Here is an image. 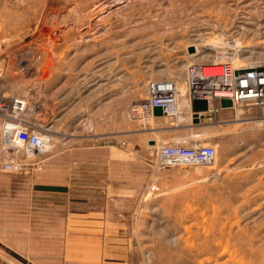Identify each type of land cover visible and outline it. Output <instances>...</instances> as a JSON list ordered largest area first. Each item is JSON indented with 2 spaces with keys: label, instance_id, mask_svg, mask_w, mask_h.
<instances>
[{
  "label": "rangeland",
  "instance_id": "374dc122",
  "mask_svg": "<svg viewBox=\"0 0 264 264\" xmlns=\"http://www.w3.org/2000/svg\"><path fill=\"white\" fill-rule=\"evenodd\" d=\"M210 41L227 53L237 49L236 54L247 58L242 66L264 64V54L256 53L264 50V0H0L1 93L33 108L29 122L53 140L48 151L30 157L24 180L20 171L0 172V190L34 191L52 176L68 186L63 165L44 172L39 159L51 156L65 164L69 148L85 144L90 148L76 154L96 165L81 168L84 177L89 174L90 191L84 182L77 194L102 201L99 196L111 181L105 162L116 154L104 142L123 149L124 189L146 193L148 197L131 201L141 204L138 210L150 219L167 214L166 208L179 201L166 195L151 198V192L220 191L233 192V199L190 195L183 200L185 212H214L212 203L218 201L238 221L264 220V107L223 108L198 123L192 122L187 104L174 117L129 115V102L144 97L152 81H175L180 102L188 101L186 68L216 62L206 49ZM195 45L199 51L191 55ZM20 61L25 71L19 70ZM163 144H210L217 154L208 166H161L156 152ZM11 174L13 178L5 177ZM78 201L72 206L79 210ZM198 202L206 209L201 205L197 210ZM254 234L264 238V223ZM187 237L197 238L198 232Z\"/></svg>",
  "mask_w": 264,
  "mask_h": 264
},
{
  "label": "crops",
  "instance_id": "0c3cea01",
  "mask_svg": "<svg viewBox=\"0 0 264 264\" xmlns=\"http://www.w3.org/2000/svg\"><path fill=\"white\" fill-rule=\"evenodd\" d=\"M102 144L108 152L116 153L105 162L111 181L105 195L99 196L102 201L94 202L77 194L78 186L84 182L90 191L89 174L84 177L81 168L84 164L96 165V161H86L76 154L90 148L85 144L72 145L69 162L65 164L57 163L56 157L51 156L39 159L38 168L44 172L61 165L68 170V186L54 176L41 183L66 186V192L0 190V264H264V238L254 237L255 228L264 220L255 222L247 217L238 221L231 217L232 209L221 207L222 202L218 201L212 203L210 210L214 212H185L187 202L183 200L193 198L190 195L233 199V192H151V198L166 195L179 201L166 208L167 214L150 219L140 212L141 204L131 201L148 197L146 193L124 189V177L120 178L125 165L123 149ZM18 173L21 180L27 177L23 170ZM3 181L0 173V183ZM92 182L96 180L93 178ZM65 195L70 197V206L64 203ZM78 200L82 202L79 210L72 206ZM201 205L205 210L204 202H198L196 209H203ZM190 231H197L198 237H187Z\"/></svg>",
  "mask_w": 264,
  "mask_h": 264
},
{
  "label": "built area",
  "instance_id": "2783aa9c",
  "mask_svg": "<svg viewBox=\"0 0 264 264\" xmlns=\"http://www.w3.org/2000/svg\"><path fill=\"white\" fill-rule=\"evenodd\" d=\"M19 70L25 71L24 61L19 62ZM185 93L189 99H202L207 103L205 115L215 116L223 109L220 99H230L231 107H264V66H246L239 69L230 62L206 64L191 63L186 68ZM172 80L152 81L147 86L146 95L129 102L132 118H154L153 109L160 107L163 115L177 116V93ZM190 100V102H191ZM212 102V104H210ZM30 112L24 102L5 96L0 92V151L11 156L0 165V169L11 171L27 165L26 151L33 156L41 153L42 137L46 130L29 122ZM22 137L17 142L11 135ZM16 152H14V151ZM22 151L20 155L17 152ZM216 148L210 144H163L156 152L161 166L201 165L208 166L216 157Z\"/></svg>",
  "mask_w": 264,
  "mask_h": 264
},
{
  "label": "bare ground",
  "instance_id": "6f19581e",
  "mask_svg": "<svg viewBox=\"0 0 264 264\" xmlns=\"http://www.w3.org/2000/svg\"><path fill=\"white\" fill-rule=\"evenodd\" d=\"M237 43L238 42H236V47H237ZM205 45V44H204ZM206 46V45H205ZM206 49H208V51H210L211 52V54H212V58L211 59H213V61H216V63H223V62H230L233 66H235V67H237L238 69L240 68V67H246V66H242V65H244L243 64V62L247 59V58H243V57H240L238 54H236V53H238V50L237 49H235V48H232L233 49V52H230V53H227V52H225L224 50H222L223 48H222V45L221 44H218V43H216V42H211L210 41V46L208 47V48H206ZM193 51V50H192ZM199 51V49H198V47L195 45L194 46V53L193 54H191V55H195V54H197V52ZM259 52H261L262 54H264V50H259L258 52H256V53H259ZM226 54H228V55H226ZM238 55V56H237ZM246 62V61H245ZM251 63L249 64V62H247V64H249V65H247V66H264V64H259L258 62H253V61H250ZM200 64H206V63H200ZM1 75H0V80H1ZM173 81V80H172ZM173 83V85H174V87H175V89H176V93H177V100H176V107H177V111L180 113V109H181V107L182 106H186V104H187V108L188 109H190L191 110V107H190V100L191 99H189L188 98V101H187V99H184V100H182V102H180V100H179V97H181V92H180V90L178 89L179 88V85L175 82V81H173L172 82ZM0 92H2L1 91V81H0ZM2 94V93H1ZM228 100H230V99H228ZM231 101V100H230ZM210 104H212V102L210 103ZM26 106V105H25ZM38 106V105H37ZM39 107V106H38ZM208 108V107H207ZM230 108V107H229ZM33 109V108H32ZM31 108H30V106H27V110L30 112L31 110H32ZM191 113V117H192V121H193V113H192V111H190ZM32 113V112H31ZM202 114H204V113H202V112H200L199 113V121L201 120V118H203L204 116H205V114L203 115V117H201L202 116ZM162 116H166V115H162ZM155 117H158V116H155ZM180 117V116H179ZM148 119H150V118H147V120ZM153 119V118H152ZM198 121V122H199ZM197 122V123H198ZM194 123V122H193ZM40 134H41V137H42V139H41V141H42V146L40 147L41 148V153H44V152H46V151H48L50 148H51V146L53 145V140H51V138H50V135H49V138H48V134H47V131L45 132V133H43V132H40ZM20 136H18V135H11L12 136V138H13V140H16L17 142L19 141V139H21V137H22V132H20V134H19ZM52 141V142H51ZM14 151V150H13ZM15 152V151H14ZM33 151H31V149L29 148V151H26V156L27 157H32L33 155H34V153H32ZM0 153H1V151H0ZM16 153V152H15ZM21 153H23L22 151H19V152H17V154L18 155H20ZM37 156V155H36ZM11 156H6L5 154H3V153H1V156H0V165L4 162V161H6V160H8L9 158H10ZM34 157V156H33ZM27 161H28V163H27V165H25V166H23L21 169H16V170H11V171H5V170H2V169H0V171H2V172H8V173H12V172H15V171H21V170H23L26 166H28L29 164H30V159H27Z\"/></svg>",
  "mask_w": 264,
  "mask_h": 264
},
{
  "label": "water",
  "instance_id": "95a60500",
  "mask_svg": "<svg viewBox=\"0 0 264 264\" xmlns=\"http://www.w3.org/2000/svg\"><path fill=\"white\" fill-rule=\"evenodd\" d=\"M190 51L193 50V48H189ZM219 104L222 108H229L231 107V101L228 99H220ZM190 107L193 115V121L194 123H197L199 121V113L206 112L207 111V103L205 100L202 99H192L190 102ZM153 114L155 116H162L163 112L160 107H155L153 109ZM204 114H202L201 117H203ZM154 143V141L152 142ZM36 190H44V191H58V192H66L67 187L65 186H58V185H47V184H38L35 185Z\"/></svg>",
  "mask_w": 264,
  "mask_h": 264
}]
</instances>
